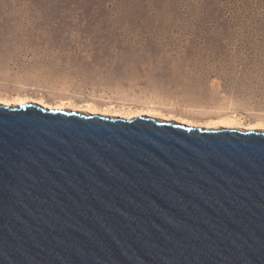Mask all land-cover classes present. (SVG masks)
<instances>
[{"label":"water","instance_id":"water-1","mask_svg":"<svg viewBox=\"0 0 264 264\" xmlns=\"http://www.w3.org/2000/svg\"><path fill=\"white\" fill-rule=\"evenodd\" d=\"M0 104V264H264V131Z\"/></svg>","mask_w":264,"mask_h":264},{"label":"rangeland","instance_id":"rangeland-1","mask_svg":"<svg viewBox=\"0 0 264 264\" xmlns=\"http://www.w3.org/2000/svg\"><path fill=\"white\" fill-rule=\"evenodd\" d=\"M31 102L264 131V0H0V104Z\"/></svg>","mask_w":264,"mask_h":264},{"label":"bare ground","instance_id":"bare-ground-1","mask_svg":"<svg viewBox=\"0 0 264 264\" xmlns=\"http://www.w3.org/2000/svg\"><path fill=\"white\" fill-rule=\"evenodd\" d=\"M39 103H43L42 100H39ZM55 108L57 109H64L62 108L61 106H56ZM54 108V109H55ZM72 108V107H70ZM69 110V109H67ZM69 111H77V110H69ZM86 111V113H85ZM84 112L83 111H80L82 113H85L84 115H97V116H101V117H105V118H108V119H113V118H117V117H120V118H125V119H131V118H134V117H137V116H146V117H154V118H157L158 120H164V121H173L175 123H179V124H185L187 126H192L191 122L187 119H184L180 116H175V115H168V116H164V115H161V113L157 112V111H154V110H147L145 114H140V113H137L133 116H129V115H126L125 113H113V114H110L109 112H107L106 110H100L98 109L97 107H94V106H91L89 109H86ZM116 115H119V116H116ZM194 127H197V126H194ZM229 129V130H243V131H249V130H252V131H262V130H257V129H260L257 125H249L245 128H239L237 124L235 123H230V121L228 122H220L218 123L217 125H214V126H205L206 129ZM203 128V127H201ZM204 128V129H205Z\"/></svg>","mask_w":264,"mask_h":264}]
</instances>
